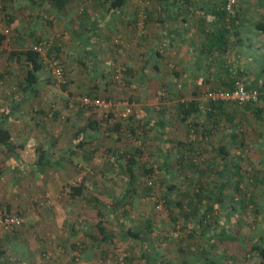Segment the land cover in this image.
<instances>
[{
    "label": "crops",
    "instance_id": "0c3cea01",
    "mask_svg": "<svg viewBox=\"0 0 264 264\" xmlns=\"http://www.w3.org/2000/svg\"><path fill=\"white\" fill-rule=\"evenodd\" d=\"M109 2L7 0L10 15L15 20V27L9 29L8 54L11 50L38 44L42 60L57 58L64 65L67 76L62 82L66 81L67 87L51 90L44 84L35 92L25 91L24 100L11 98L19 92L17 87L10 91L0 88V124L9 129L12 140L11 147L0 145V209L23 218L21 225L13 230L0 229V264L91 263L101 252L99 249H105L107 241L112 239L107 224L112 222L108 216L114 217L106 203L99 202L103 208L100 210L98 201L85 194L67 199L64 193L66 183L81 180L85 186L98 189L87 177L91 171L90 161L81 155L86 149L76 147L69 155L72 161L66 159L75 141L88 140L84 144L92 148L91 153L97 129H86L76 136L70 130L69 137H61L44 128L47 124L41 121L40 128L46 129L41 133L45 135L40 136V130L34 133L32 123L41 120L35 113L50 109V97L59 94L66 97L70 89L73 92L68 96L70 106L73 101L70 99L80 93L98 92L100 87L119 96L114 88L116 80L120 79L126 91L121 94L125 96L119 101V108L130 103L133 110L139 112L151 109L150 103L154 101L159 113L156 120L161 119L163 126L170 114L175 127H185L177 114V103L184 97L194 96L196 101L203 89L227 87L232 71L247 86L264 82V0H237L229 14L221 10L222 0H120V6H111ZM229 23L232 29L223 32V26ZM21 66L12 54L9 65L3 66L4 74L20 79ZM7 68L10 73L6 72ZM116 73L120 74L118 79ZM45 74L47 72L41 71L39 77ZM79 83L80 90H73ZM75 105L77 112L85 111L81 117L86 116L88 109L77 102ZM226 105L225 111L232 110L234 121L239 120L240 125L243 118H249L250 131L245 137V146L252 150L249 156L252 170L237 187L248 194L245 197L253 219L250 238L259 239L264 229V104L262 117L258 119L250 111L242 112L238 108L236 111L229 109L232 104ZM204 108L202 105L195 117L201 131L209 125ZM225 111L219 116L220 122L226 120L224 123L228 125L230 114L226 115ZM85 116L75 115V120L84 121ZM223 132L224 127L216 132L217 138ZM221 139L228 147L232 146L230 136ZM183 140L186 138L177 136L172 141L171 159L175 160L180 150L177 143ZM195 141L199 139L191 146L196 150ZM214 159L220 166L215 147L204 155V163ZM232 160L235 162L234 157L228 162ZM170 166L172 173L180 170L174 161ZM235 194L234 199L240 201L241 193ZM84 201H87L88 214L81 209ZM231 212L229 215L234 217L227 221L229 225L238 221L239 213ZM224 213L221 202L220 219L226 218ZM116 236L119 238L118 233ZM138 248L140 251L141 247ZM74 253L79 255V258L75 255V261ZM67 256H70L68 263ZM94 261L96 263L97 258Z\"/></svg>",
    "mask_w": 264,
    "mask_h": 264
},
{
    "label": "trees",
    "instance_id": "16d2710c",
    "mask_svg": "<svg viewBox=\"0 0 264 264\" xmlns=\"http://www.w3.org/2000/svg\"><path fill=\"white\" fill-rule=\"evenodd\" d=\"M109 1L111 6L121 5L119 2L120 0ZM236 3L237 0L231 9L226 12L222 8V0L221 10L224 12V14H229L232 12ZM4 23V25L0 23V44L6 38V33L3 31V29L6 28L9 30L15 27V20L13 17H11V15H7V17L4 19ZM230 26V23L228 26H223L222 31L227 32L228 30H231L232 27ZM36 42H38L37 39L35 40V43ZM33 45L34 46H28L20 50H11L10 54H8V58H10L13 54L19 66L22 65L20 68L23 70L22 77L20 79H16L17 83L15 87H17L16 91L19 90V92L17 95H13V97L11 96L12 99L14 97H21L24 100L26 98L24 96L25 91L35 92L38 87L47 84V81L50 82V74L48 70L44 69L46 65L42 60L40 47L39 49H36L35 46L38 44ZM209 48L211 49V47ZM41 71L47 72V74H45L46 76L40 78L39 73ZM6 72L10 73V70L7 68ZM236 76L237 75L234 73V71L230 72L229 78L227 79L229 82L227 87L206 88L201 92L210 89L229 90L232 87L233 78ZM65 82L59 84L61 85V89L67 87V83ZM244 85L246 88L257 87L262 90L264 82H261L256 86H247L245 83ZM67 92L69 95H66L65 97L66 104L69 102L68 96L70 97V95L73 93L70 89L67 90ZM83 95L92 96L87 92L80 93L79 99H76V102L82 106L83 109H88V112L84 117V121H81L80 124H78L71 132L73 136L81 135L84 131H86V129L95 130L98 128L101 120H111V128L114 130V132H120L123 122L125 124L127 123V125H130V120H134L136 113L134 114L130 111L125 116H121V112H123L127 106L126 104H124L123 109L118 113L119 120H112L113 118L110 107L108 111L104 112L99 108L94 109V107L91 105L81 102L80 97ZM198 95L196 96V101L192 98L194 96H190L191 98H187L186 96L183 98V100L177 103V114L179 117L178 120L185 125L189 132L192 130L194 134L198 133L199 138H202L206 135L216 134V132L219 131L218 128L221 130L224 127L223 135L226 137L230 136L233 139V143L231 147H228L225 140L218 138L220 142L218 141V146L215 148V150L218 161H221L219 162V166L217 163H215L216 159L211 160L210 163H204L206 160L204 161L202 159H197L199 157V152L197 149H192L191 145L194 142L192 138L188 137L185 141H178L177 144L180 145V150L177 152L178 167L181 168L187 165L191 169V173L196 176L191 188L185 190L183 201L172 194L174 191H178L179 189L177 183L173 182L172 179L169 178L170 174H173L171 172V168H168L169 163L168 160H166V156L169 157V152L167 155L166 152H164L165 154L163 159L158 166L160 167V170L163 174V178L161 179V182L164 185L162 188L163 201L166 207L169 209H176L175 215L171 214V220H174V222L178 221L177 228L185 231V235L188 237L199 236L202 239V244L196 245L193 249L190 248V250L186 251L183 250L182 246L178 244L176 248L177 252L182 251L183 258H181L180 262L177 264H264V229L259 239L250 238L248 241H245L240 239L234 232L229 230L227 226H224V223L227 221L229 222L230 217H234L233 214L231 216L229 215V211L232 210L231 213H240L244 205L248 202L247 198L245 197L248 194L246 195V191L238 189L239 187H237V184L247 176L249 171L252 170V164L249 162L246 164L247 161H245L244 166H241V162L243 160L242 151L247 149L245 148V137L247 134H245L243 128L240 126V121H234L232 110L225 111V107L227 106L226 104H232V108L233 105H238V107L242 108L243 112L250 111L255 118H261V113L263 112L262 104H264V92L259 93L258 98H261L259 103H238L234 100L225 99L209 100L208 102L203 103L201 100H199ZM128 104L131 109L132 104ZM202 105L205 107L203 111H206V121L209 120V125L202 127L203 131L197 127L198 121L195 119V117L199 115V112H201L200 107H202ZM232 108L230 105L229 109ZM223 111L226 112V115L230 114L227 121L228 125H226L224 121L223 125L220 122L219 116L224 113ZM137 117L140 118H137L134 121H138L139 125H142L143 129L145 130H151L152 125L155 122V124H157L156 130H160L163 126V121H161V119H146L143 118L141 114ZM129 130L133 132L134 128L130 125ZM85 142H88V140L75 141L72 143L70 150L67 152L66 159L68 161H72L69 155L74 153L76 147H83L82 149H86L85 151H81V155L85 158H89V150L92 148H87L84 144ZM11 144L12 140L9 129L0 124V145L4 147H11ZM107 149L112 150L113 148L108 146ZM109 154H111L112 157V164L114 165L115 163V165L119 167L125 180V186L119 193V197L112 198L111 196H108L103 192L96 190L95 188L87 187L84 185L82 180L74 184L66 183L64 185V193L69 197L82 196L85 194L98 201V209H100L99 202H105L107 209L112 212L114 217L113 219L116 221L119 238H129L132 240L133 245L138 243L141 247L138 256L143 259V264H170V261L172 260L171 257L166 258V256L161 254V251L159 250L158 241L162 238L160 237L158 239V237L161 236L159 229H157L160 228V225L157 222L158 219L146 218L141 224H138L137 226H132V223L125 224L126 222L120 219V217L126 213L125 205L128 202L130 203L131 200L140 197L143 195V193H146L147 190H149L150 181L145 180V182H140L138 179L141 177L147 178L152 175V164H146V162L140 158L142 153L140 148L135 145L131 148L129 147L128 149L124 148V150H121L118 153L117 151H109ZM233 157L235 158V162L233 160L228 162L229 158L232 159ZM118 158L122 159L121 163L120 159ZM227 168H230V170ZM209 172L212 173L211 177L204 176L205 173ZM230 188H232V190H230ZM239 192L242 195V198L239 197L241 199L240 201L236 200L237 198L234 199V194L236 193L239 195ZM221 202L223 209L225 210L224 215L226 217L222 219H220V216H218V208ZM104 206L105 205H103V207ZM171 229L173 230L174 227L172 226ZM172 237L174 238L173 233H171L170 238ZM132 258H134V256H132Z\"/></svg>",
    "mask_w": 264,
    "mask_h": 264
},
{
    "label": "rangeland",
    "instance_id": "374dc122",
    "mask_svg": "<svg viewBox=\"0 0 264 264\" xmlns=\"http://www.w3.org/2000/svg\"><path fill=\"white\" fill-rule=\"evenodd\" d=\"M7 15H10V9L9 5L7 4V0H0V23L3 25L4 19L7 17ZM6 38L4 39V42L2 45H0V88L3 90H11L16 85V78H10L8 73L4 74V68L3 66H7L10 63V58H8V50L10 48L9 39L11 38V33L9 30H7ZM43 56V55H42ZM44 60V59H43ZM44 64L46 65L45 70H48L49 76H50V82L47 81L48 87L53 89H61L59 85L62 83V79L66 75V71L64 68V65L58 61L57 58H48L44 60ZM4 62L5 65H4ZM60 67L61 68V76L58 77L54 73V68ZM63 67V68H62ZM23 72V70H21ZM105 74V73H104ZM120 76L119 73H116L115 78L118 79ZM81 83V81H80ZM76 87H73V90H80L78 87H80V84ZM46 85V86H47ZM70 85V84H69ZM71 86V85H70ZM106 88V87H105ZM104 87H100L98 92H93L90 95L97 96L103 99L109 100L110 104V110L112 112V120H119L118 113L123 108H119L118 106L121 105L119 101H121L125 95H121L123 92H125L124 85L122 84V81L116 80L115 82V88L114 90L119 93L117 94H110L107 93ZM6 96V95H5ZM42 96V95H41ZM40 95H37V97H41ZM73 97L75 96L72 95ZM0 95V99H1ZM45 98H47L46 94L44 95ZM50 97V96H49ZM48 97V98H49ZM71 97V96H70ZM64 96L57 95L56 97H50L49 100V110H44L43 113L40 112L38 114L35 113L39 119L36 123H32L34 128V133L39 131L40 136L45 135V133H41V131H45L46 129L51 131L52 134L56 133L59 136H67L70 135V130L73 131V129L80 124L81 120H75V115L80 116L82 118L85 115H82L81 113H85V111H76V99H79V94L70 99L72 101V104L69 106L66 105L64 101ZM261 101V98H258L256 103H259ZM58 102V103H57ZM52 103V104H51ZM56 104V106H55ZM151 104V109L147 108L146 110L136 112L133 111V108L131 106L130 112L136 113L134 116V120L140 117H137L141 114L143 118L151 119L156 118V116L159 114L157 109L154 106V101ZM75 105V106H74ZM74 108V110H73ZM232 108V107H231ZM233 108H235L236 111L238 109L242 110L241 107H238V105H233ZM238 108V109H237ZM96 109V108H94ZM87 111V109H85ZM243 112V111H242ZM168 114V113H167ZM173 116L168 114L166 116V123L165 126H162L160 130L157 129V124L153 123L151 130L143 129L142 125H139L138 121L130 120V125L134 128L133 132L129 130V126L127 123H122V129H120V132H114V130L111 128V120H101L99 123L98 128H96V134L97 138L96 141L93 143L94 149L89 155V161L90 166L89 170L90 173H87L88 179L93 180L95 183V186L99 189L100 192H103L104 194L111 196L112 198L119 197V193L123 190L125 184L124 176L122 172L120 171L119 167L117 165L112 164L111 162V154H109V151L116 152L117 153L121 150L131 148L132 146H138L141 151V159L146 162V164H152L153 167V173L149 177H141L138 180L140 182H145V180L150 181L149 182V190H147L146 193H143L140 197H137L133 200L128 202L125 206V214H123L120 219L125 221V224L132 223V226H137L138 224H141L146 218H156L158 219L157 222L160 225L159 232L161 236L158 237V239L161 237L158 241V244L161 246V254L166 256V258L171 257L170 264H177L180 262L181 258H183L182 251L177 252V246L178 244L182 246L183 250H190L193 249L196 245L202 244V239L199 236L195 237H188L185 235V231L180 230L177 228L178 221L171 220V214L176 213V209H169L166 207L163 197H162V188L164 187L163 183L161 182V179L163 178V174L160 170V167L158 166L161 163V160L164 156V152L167 153L173 152V143L174 139L178 136L181 138H192L193 141L195 139H199V141H195L198 144V154L199 157L197 159L204 160V155L210 154L212 148H216L218 145V138L216 134L212 135H206L202 138H198V133L194 134L192 130L190 132L186 129V127L183 126H174L173 121L170 120ZM122 119V118H121ZM244 121L241 123V127L243 128V131L245 134H249V125L247 124V120L249 118H243ZM41 121H44L46 127L45 130L40 128ZM224 122L226 120H223ZM221 121V123L223 122ZM177 122V121H176ZM174 122V123H176ZM180 123V122H179ZM187 130V131H186ZM220 131V128H218ZM218 131V132H219ZM174 132V133H173ZM188 133V135H187ZM95 134V133H94ZM207 134V133H206ZM177 135V136H176ZM210 136V137H208ZM220 138L226 137L225 135H220ZM48 137V135H47ZM66 140V139H65ZM220 142V141H219ZM69 144V141L67 142ZM108 146L112 147V150H108ZM209 146V148H208ZM247 149H244L242 151L243 160L241 162V166H244L245 161H247L251 164L249 156L250 152L252 151L250 146L246 147ZM109 157V160H108ZM120 159V158H118ZM178 156H175V160H173V157L171 159L170 155L169 157L166 156V160H168L169 167L171 166V162L177 163ZM122 159H120L121 163ZM203 162V161H202ZM203 164V163H202ZM178 165V163H177ZM175 168V167H174ZM183 169V170H181ZM207 174V175H205ZM204 176L211 177L212 173H205ZM199 175V173H198ZM202 177V176H201ZM170 179H172L173 182L177 183L178 191H174L172 194L175 197L180 198L183 201V198L185 196V190L191 188L196 176L191 173V169L186 165L184 167H181L179 171H176V173L170 174ZM96 189V190H98ZM66 198H70L68 195H66ZM88 198V197H87ZM83 202V201H82ZM87 201H84L82 210L87 213L88 207L85 206ZM105 203V202H104ZM103 204V203H102ZM86 207V208H85ZM164 207V208H163ZM92 209V208H91ZM90 209V210H91ZM103 208L100 207V210ZM93 210V209H92ZM165 210V211H164ZM88 214V213H87ZM108 214H111L108 212ZM250 212V207L246 203L244 207L242 208L241 212L238 214V221L236 224H230L226 222V226L229 230L234 232L240 239L248 241L251 235V224L253 222L252 216ZM98 217L99 214H98ZM112 216H108L109 221L107 226L110 231V234H112V239L110 238L106 245L105 249L100 248L99 254L96 256L97 262L94 263L95 259L92 260L91 263L82 261V264H143L144 261L142 258L138 256L139 253V244H132V240L129 238H117L116 233L118 231L117 226ZM179 218V217H177ZM176 218V219H177ZM174 222V224H173ZM172 226L174 229L172 230ZM171 233H173L174 238H170ZM103 250V251H102ZM75 255L79 258V255L77 253L72 255V259L75 261ZM134 258H132V256ZM68 258L65 259V261L68 263L70 261V256H67Z\"/></svg>",
    "mask_w": 264,
    "mask_h": 264
},
{
    "label": "built area",
    "instance_id": "2783aa9c",
    "mask_svg": "<svg viewBox=\"0 0 264 264\" xmlns=\"http://www.w3.org/2000/svg\"><path fill=\"white\" fill-rule=\"evenodd\" d=\"M236 0H223L222 8L224 11H229ZM4 32H7V29H3ZM36 49H39V46H35ZM54 73L60 77L61 68H54ZM264 92V86L262 90L257 87L246 88L243 81L239 77H234L232 82V87L229 90L225 89H210L200 92L198 95L199 100L203 103L208 102L209 100H234L238 103L243 102H256L258 100L259 93ZM82 103L91 105L94 108H99L103 112L108 111L109 109V100L97 96H86L83 95L80 97ZM124 111L121 112V116H125L130 111L129 104H126ZM23 218L21 215L14 212H9L6 210L0 209V229L1 230H13L14 228L21 225Z\"/></svg>",
    "mask_w": 264,
    "mask_h": 264
}]
</instances>
